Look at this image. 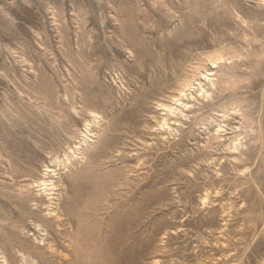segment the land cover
<instances>
[{"label":"rangeland","instance_id":"1","mask_svg":"<svg viewBox=\"0 0 264 264\" xmlns=\"http://www.w3.org/2000/svg\"><path fill=\"white\" fill-rule=\"evenodd\" d=\"M0 264H264V0H0Z\"/></svg>","mask_w":264,"mask_h":264}]
</instances>
